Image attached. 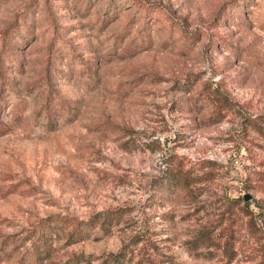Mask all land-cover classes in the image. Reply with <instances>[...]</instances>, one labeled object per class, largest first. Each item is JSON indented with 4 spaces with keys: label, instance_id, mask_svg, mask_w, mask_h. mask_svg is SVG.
I'll list each match as a JSON object with an SVG mask.
<instances>
[{
    "label": "rangeland",
    "instance_id": "374dc122",
    "mask_svg": "<svg viewBox=\"0 0 264 264\" xmlns=\"http://www.w3.org/2000/svg\"><path fill=\"white\" fill-rule=\"evenodd\" d=\"M137 235L172 264L264 260V0H0V264Z\"/></svg>",
    "mask_w": 264,
    "mask_h": 264
},
{
    "label": "trees",
    "instance_id": "16d2710c",
    "mask_svg": "<svg viewBox=\"0 0 264 264\" xmlns=\"http://www.w3.org/2000/svg\"><path fill=\"white\" fill-rule=\"evenodd\" d=\"M187 180L186 177H180L174 182L176 187L184 188V182ZM249 205V204H248ZM123 213L116 211L110 212L101 221L100 218H95L93 221L83 224V228H79L74 231L72 238L73 242L77 243L83 241L86 237L85 234H90L94 229L100 228L106 233L110 232L113 227L119 226L122 220ZM59 224H65L59 223ZM75 232L77 235H75ZM217 236H211L210 233L202 232L197 239H195L194 250H199L200 248H215ZM46 241L41 242L36 249L35 253H29L20 264H41L42 262V250L48 253L45 247ZM226 254L229 256V261L227 264H231L237 254L232 250L227 248ZM40 253V255H39ZM100 264H172V258L164 253L161 247L153 243L150 239H147L144 235H137L126 242L123 247L117 253L108 254L100 259ZM259 264H264V260Z\"/></svg>",
    "mask_w": 264,
    "mask_h": 264
}]
</instances>
